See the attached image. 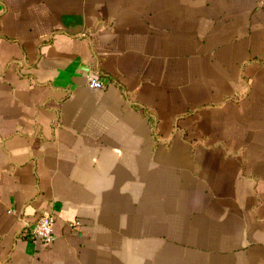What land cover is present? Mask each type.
<instances>
[{
	"label": "crops",
	"instance_id": "1",
	"mask_svg": "<svg viewBox=\"0 0 264 264\" xmlns=\"http://www.w3.org/2000/svg\"><path fill=\"white\" fill-rule=\"evenodd\" d=\"M0 264H264V0H0Z\"/></svg>",
	"mask_w": 264,
	"mask_h": 264
},
{
	"label": "built area",
	"instance_id": "2",
	"mask_svg": "<svg viewBox=\"0 0 264 264\" xmlns=\"http://www.w3.org/2000/svg\"><path fill=\"white\" fill-rule=\"evenodd\" d=\"M90 85L101 88L105 85L104 80L96 75L90 74L88 76ZM54 215L52 213H43L31 226L29 232L33 236L39 237L46 243L52 242L56 235L53 231ZM71 228H76L80 225V220L70 221Z\"/></svg>",
	"mask_w": 264,
	"mask_h": 264
}]
</instances>
